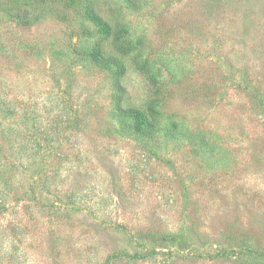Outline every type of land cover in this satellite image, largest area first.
I'll use <instances>...</instances> for the list:
<instances>
[{"label":"rangeland","instance_id":"rangeland-1","mask_svg":"<svg viewBox=\"0 0 264 264\" xmlns=\"http://www.w3.org/2000/svg\"><path fill=\"white\" fill-rule=\"evenodd\" d=\"M73 1L0 16V264H264V0Z\"/></svg>","mask_w":264,"mask_h":264},{"label":"trees","instance_id":"trees-1","mask_svg":"<svg viewBox=\"0 0 264 264\" xmlns=\"http://www.w3.org/2000/svg\"><path fill=\"white\" fill-rule=\"evenodd\" d=\"M71 1L74 2L73 0H28V2H24L21 4H18L14 0H0V16L1 17H6L7 19L21 24V25H29L33 22L35 18H37L38 13L32 14L30 10L34 6V4H42L43 6H50L51 12L54 13L57 16H62L59 13V8H56L58 6V3L61 5L66 4L69 5L71 4ZM76 1V0H75ZM128 2H131V0H127ZM91 1H87L86 5V10H85V15L87 19H89L92 23H94L95 26L102 28L105 33H109L110 31V25L107 23L106 20H104L101 15L93 9L89 4ZM59 10V11H58ZM66 14V13H65ZM64 16V15H63ZM62 16V17H63ZM120 31L124 32L125 28L121 26ZM105 34V35H106ZM117 34L119 37H124V33H113ZM119 46L120 49L121 47H124L125 50H128L126 46L123 44V41H120L119 39H113ZM97 48H100L99 45H96ZM95 49V51H92L90 56L98 65L104 64L105 66L111 63H114L116 65V74L118 76H123L124 74V67L122 65H119L116 61L111 59V57H102V53L99 51V49ZM103 59V60H102ZM102 60L104 63H101ZM113 87L115 89V92H117V95H115V116L120 122V126L123 130L135 134L138 137V140H140L143 144H149L153 143L156 133L159 131H162V135L167 137L172 136L176 137L180 132L182 131V128L176 126H160L158 125L157 121L153 119V116L149 117V115L145 112H143L142 109L140 108H135V107H123L121 104V96H123V91L124 89L120 85L119 81L116 79L113 83ZM131 118L132 121L129 120ZM176 129V130H175ZM178 133V134H177ZM205 133L203 132H198L196 137L197 141L199 143L198 146H204L205 148L211 147V142L208 141L205 136L203 137ZM214 147V146H213ZM212 147V148H213Z\"/></svg>","mask_w":264,"mask_h":264}]
</instances>
